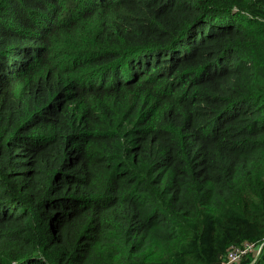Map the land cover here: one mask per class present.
Instances as JSON below:
<instances>
[{"label": "trees", "instance_id": "1", "mask_svg": "<svg viewBox=\"0 0 264 264\" xmlns=\"http://www.w3.org/2000/svg\"><path fill=\"white\" fill-rule=\"evenodd\" d=\"M246 243L264 0H0V264H223Z\"/></svg>", "mask_w": 264, "mask_h": 264}, {"label": "clouds", "instance_id": "2", "mask_svg": "<svg viewBox=\"0 0 264 264\" xmlns=\"http://www.w3.org/2000/svg\"><path fill=\"white\" fill-rule=\"evenodd\" d=\"M143 75V74H142ZM264 244H260L256 247H254V244L253 243H246L244 244V246L242 247H232L230 250H229V253H228V258L229 260L225 261L223 264H230L231 262L233 261H237L240 259V257L252 250H254V254L256 256H258L261 252V249L263 247Z\"/></svg>", "mask_w": 264, "mask_h": 264}]
</instances>
